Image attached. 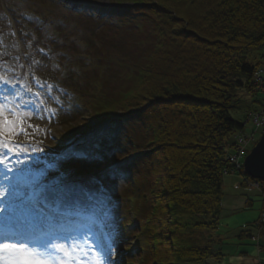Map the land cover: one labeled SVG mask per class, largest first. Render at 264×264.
<instances>
[{
    "label": "trees",
    "instance_id": "16d2710c",
    "mask_svg": "<svg viewBox=\"0 0 264 264\" xmlns=\"http://www.w3.org/2000/svg\"><path fill=\"white\" fill-rule=\"evenodd\" d=\"M110 5L106 13L112 20H98L96 27L113 33L109 47L119 56L103 49L108 62L99 68L111 73L106 82L112 86L102 90L106 101L101 107V98L96 101L92 122L94 129L103 128L99 152L119 150V171L133 183L132 194L124 191L122 200L135 211L140 264H223V256L209 246L173 250L170 245L177 231L190 226L217 231L224 177L238 176L239 188L247 189L246 176L231 160L241 167L264 127L252 122L264 112V84L257 78L260 73L264 81V0H111ZM256 50L263 52L250 64ZM113 76L126 80L118 97ZM242 107L238 122L231 114ZM63 121L67 137L92 129L67 117ZM81 144L94 151L93 140ZM73 162L75 169L62 171L74 183L111 175L94 165L84 176L89 159ZM260 192L264 198V187ZM196 217L210 221L192 224ZM248 227L239 240H256L264 251V223L259 218ZM164 246L168 249L161 250Z\"/></svg>",
    "mask_w": 264,
    "mask_h": 264
},
{
    "label": "rangeland",
    "instance_id": "374dc122",
    "mask_svg": "<svg viewBox=\"0 0 264 264\" xmlns=\"http://www.w3.org/2000/svg\"><path fill=\"white\" fill-rule=\"evenodd\" d=\"M50 1L53 0H0V74L6 79L10 78L14 85H19L20 82L21 87L16 90V92L20 94L26 92L23 86L30 87L32 93H47V86H52L49 94L50 98L42 97V99H44L43 107L48 111H41L39 115L40 118L33 116L32 119L24 123L23 127L27 135L21 134L14 137V143L23 145L25 151L21 152L19 156L16 155V160L8 164V166L13 169L11 172L13 175H22L30 168L29 166L39 167L37 161L32 158L33 156L36 154L51 155L50 160L53 162L55 168L50 171H45L40 168L38 181L39 184L46 188L48 185L51 186V193H49L51 196L47 195L46 198L54 199V183L57 180L56 176L60 173L59 169L61 166L59 167V163L56 161L57 157L55 158V155L59 153L60 150L58 151V148L55 147L56 144L51 140V134L54 139L60 138L67 143L69 140L63 138L64 130L67 125L66 123L64 124L63 120L66 119V117L76 126L83 123L87 124L86 119H94L95 116L93 117V112H90V110H96V101L99 98L101 99L97 102H100V107L103 106V102L106 100L105 97L103 98L105 94L102 90L112 86L110 82V84L106 82L111 76V73L106 75L104 68H99V64H106L108 62V59L102 52L104 50L111 51L115 54L116 58H118L119 53L109 47L111 35H113L112 32L108 34L106 33V31L109 32L107 28L96 27V24L91 22L88 23L86 22L88 20H84V16L90 13H94L96 17L99 15H106L103 13L107 12V9L88 10V8L82 6L79 14L76 13L77 16H75L73 11H75L74 8L76 5L72 2L68 0H55L52 3ZM88 1H93L105 7L111 2V0ZM55 4H58L57 7L54 6ZM26 13L33 17L38 16L43 22L39 24L34 23L36 26H33V24L30 26L28 25L29 27L24 24L19 26V24L15 22L16 19ZM9 18L13 24L15 22L14 30L17 34V39L13 38V34L9 31ZM45 18L47 21L49 20L51 22V25L43 24L46 22ZM30 34L31 36L29 39L27 37ZM107 34L109 36L104 38V35ZM116 36L115 40L121 41L122 38ZM93 40L95 42L96 40L99 41V50H96L95 44L92 43ZM26 41H32L30 47H26ZM37 48L45 52H47L49 48L50 50L52 48L53 51L57 52H55V55H50L51 58H49L45 52L42 55ZM38 52L40 54H37ZM262 52V50L252 51L249 56V63L256 64ZM17 54H20L23 58L22 64L16 59ZM65 61L67 62L64 64ZM32 74L38 76L42 80L41 81L37 77L35 78L40 82V85H44L43 88L35 85L34 77L31 76ZM55 77L60 78V82H64V85L67 86L64 87L61 84L57 85L59 88L63 87L65 92H62L63 89H59L56 87L55 83L50 81L53 79L55 80ZM121 77L124 78V75L121 74ZM112 81L117 83V86L112 88V92L115 93V97H118V94H122L125 90L123 82H126V80L113 76ZM245 102H248V100ZM243 109L242 107L239 112L232 113V118L238 122L241 121ZM7 118L12 119L13 117ZM61 118L62 121L60 120ZM29 124H31L32 127H28ZM70 125L71 124H68V126ZM34 129H39V131L34 132ZM249 129L250 125L247 124L245 132L247 133ZM4 139H9L7 134H5ZM232 141L233 139H231V142ZM105 157L109 162L116 161L118 158L116 152L105 155ZM92 160L87 163V165L90 166L83 170L81 173L82 175L85 176L90 170L91 172L94 170V161ZM73 165L74 162L68 159L62 166L63 168H74ZM104 167L105 165L98 166L96 164V169L100 173L105 172ZM69 168L68 170H73ZM118 172L120 171L118 170ZM71 175L70 173V176ZM146 175L148 176V174ZM66 177L67 176H63L60 178L63 181L61 184L66 183V186L62 189L58 188V190L61 189L60 191L62 192L61 195H63V198H65V194L71 197H80L78 192L72 190L75 186L68 184L72 182V178ZM105 177L106 175L104 174L102 180L107 183L113 201H117L116 206L119 211L116 210L115 212H111L103 200L97 201L94 199L92 203L94 210L97 208V210H100L99 212L102 211L106 216L104 218L93 219V229L96 228L95 231L88 226H86V228L90 233L94 234V239L96 241H99L98 235H96L97 233L100 237H104L113 243L112 254L115 264H131L132 262L140 264L141 259L135 249L137 248L136 243H138V239L141 238V236L135 232L137 227H132L134 223L132 217L135 211L133 209V214L130 215V209L132 208L131 204L128 201L124 202L122 200L124 191L129 190V195L130 193L132 194V187H134L132 185L133 183H130L131 181L129 178L119 181L114 179V176L111 177L110 175L108 181ZM84 179H78V182L82 181L84 184H87V188L94 192L95 186L90 185V183L87 182L86 179L84 181ZM240 183L241 179L238 176L229 175L224 177L222 187V211L216 232H212L211 230H196L190 226L185 230H180L175 233V237L178 240L173 236L174 239H172L170 245L171 249L179 250L185 249L186 247L203 248L209 246L212 248L211 252L213 254L220 253L223 256V264H258L259 261L264 264V251L258 253L260 247L257 245V241L248 239L239 240L238 238L241 231L248 230V225L253 224V222L260 218L261 212L264 209V198L260 191L239 188ZM247 200H250L252 204L246 206ZM20 203L21 196L13 202L15 206ZM124 203H127L128 208ZM5 204H7V202H4V205ZM21 212H17V216H19ZM16 214L13 217H15ZM4 215L8 217L6 213L0 214V220L5 219V217H2ZM191 219L192 221H190L192 224L210 221L209 217H196ZM137 235L138 238L134 237ZM164 249L167 250L168 248L164 246L161 250ZM143 251H145V249ZM141 253L143 252H139V254ZM128 259L133 260L129 261Z\"/></svg>",
    "mask_w": 264,
    "mask_h": 264
},
{
    "label": "snow or ice",
    "instance_id": "6c2138e0",
    "mask_svg": "<svg viewBox=\"0 0 264 264\" xmlns=\"http://www.w3.org/2000/svg\"><path fill=\"white\" fill-rule=\"evenodd\" d=\"M0 85L6 86L5 94L0 95V166H3V175L8 179L7 173L13 169L5 164V160L12 154L17 156L25 151L23 145L14 143V137L21 134L27 135L23 125L33 116L39 117L41 111H48L43 107L44 99L50 98L49 94L52 86H47L48 92L32 93L30 87L24 94L7 89L13 88V81L6 79L0 74ZM39 87L43 88L41 84ZM11 95V99H9ZM7 117H13L8 119ZM28 127H32L31 124ZM39 131V129H34ZM5 134L9 139L5 140ZM5 193L8 198L15 200L18 197L16 187L9 182L0 187V200H5ZM25 206L19 216L5 217L4 229H0V264H115L113 260V243L111 241H93L85 233L79 237H71L62 242H54L51 239H44L37 235V232L47 231L45 226L37 228L36 221L43 220L44 224H50L48 214L44 208L37 207L30 199L24 202ZM56 213V209L52 210ZM9 212V206H0V214Z\"/></svg>",
    "mask_w": 264,
    "mask_h": 264
},
{
    "label": "water",
    "instance_id": "95a60500",
    "mask_svg": "<svg viewBox=\"0 0 264 264\" xmlns=\"http://www.w3.org/2000/svg\"><path fill=\"white\" fill-rule=\"evenodd\" d=\"M243 170L250 179L264 182V134L244 159Z\"/></svg>",
    "mask_w": 264,
    "mask_h": 264
},
{
    "label": "built area",
    "instance_id": "2783aa9c",
    "mask_svg": "<svg viewBox=\"0 0 264 264\" xmlns=\"http://www.w3.org/2000/svg\"><path fill=\"white\" fill-rule=\"evenodd\" d=\"M259 75H260V73L258 74V81L263 85L264 84V81H260V77H259ZM264 112H262L260 115H256V116H253L252 117V122H253V124H255L257 127H261V126H263L264 125V114H263ZM259 132H264V127L262 128V130L261 131H259ZM251 140H253V139H251ZM255 140V139H254ZM254 140L253 141H251V142H254ZM231 162H232V165H234V167L237 169V170H240V164H239V162L236 160V159H232L231 160ZM255 188H257L258 186L257 185H253ZM260 222L261 223H264V213H262V215H261V217H260Z\"/></svg>",
    "mask_w": 264,
    "mask_h": 264
},
{
    "label": "bare ground",
    "instance_id": "6f19581e",
    "mask_svg": "<svg viewBox=\"0 0 264 264\" xmlns=\"http://www.w3.org/2000/svg\"><path fill=\"white\" fill-rule=\"evenodd\" d=\"M44 156H45V154H41V157H42V158H44ZM21 182H23V180H20V183H21ZM35 186H37V183H36V182H35ZM47 195H48V196H51V195L49 194V192L47 193ZM5 197H6L5 200L9 199V201H12V200H10V198H8V193H5ZM50 199L52 200V198H49V199H47V201L50 200ZM70 200H71V202H75V197H71ZM9 204H12V203H9ZM86 233H87V232H86ZM83 234H85V233H84V232H81V235H83ZM88 235H89V234H88ZM75 237H79V236H75ZM68 238H71V237L68 236ZM68 238H66V239H68Z\"/></svg>",
    "mask_w": 264,
    "mask_h": 264
}]
</instances>
